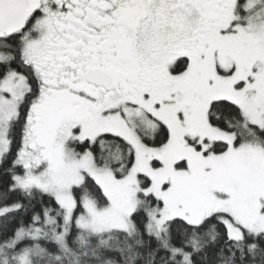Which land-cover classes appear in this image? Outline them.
Instances as JSON below:
<instances>
[{
  "label": "snow or ice",
  "instance_id": "snow-or-ice-1",
  "mask_svg": "<svg viewBox=\"0 0 264 264\" xmlns=\"http://www.w3.org/2000/svg\"><path fill=\"white\" fill-rule=\"evenodd\" d=\"M0 264H264V0H0Z\"/></svg>",
  "mask_w": 264,
  "mask_h": 264
}]
</instances>
